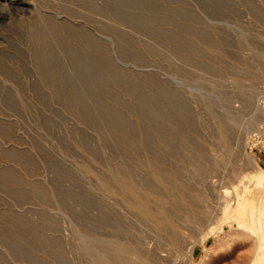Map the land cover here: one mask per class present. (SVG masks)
I'll return each instance as SVG.
<instances>
[{
    "label": "rangeland",
    "instance_id": "rangeland-1",
    "mask_svg": "<svg viewBox=\"0 0 264 264\" xmlns=\"http://www.w3.org/2000/svg\"><path fill=\"white\" fill-rule=\"evenodd\" d=\"M99 1H76L69 22L111 32L112 60L64 26L0 23V264H102L117 245L150 264H249L264 249V184L245 156L259 168L264 0H114L111 14ZM116 171L159 194L175 228L132 209ZM225 199L247 204V227Z\"/></svg>",
    "mask_w": 264,
    "mask_h": 264
},
{
    "label": "bare ground",
    "instance_id": "bare-ground-1",
    "mask_svg": "<svg viewBox=\"0 0 264 264\" xmlns=\"http://www.w3.org/2000/svg\"><path fill=\"white\" fill-rule=\"evenodd\" d=\"M76 1L78 0H61L60 3L63 6H65L64 9L61 11L54 12L53 15L52 14L53 11L50 9L48 5H46L44 0H0V23L6 22V26H13L15 25L16 17L19 18L23 17L25 22L23 23V25L28 24L34 26L36 25V23H40L44 28L47 29H50L54 26H61V27L64 26L66 27V29L78 33V35L86 43L87 50L89 53L95 54L98 53L102 48H104L105 51L108 52V55L111 57L112 60L115 49H114V38L111 32H105L106 36H103L98 32L97 28H93V27L91 28L87 26L86 22L78 21V20L69 22L70 20L73 19H70L71 16L67 12V9H72L75 5H78ZM91 1H93L94 3H100L99 0H91ZM105 1L106 4L108 5V10H110V14H111V11L113 10L114 0H105ZM2 49H3V43L0 41V50ZM262 65H263L262 70L264 72V57H263ZM6 83H7V79L0 76V87H4ZM256 100L255 102L252 101L253 106L257 111L261 112L262 105L261 106L258 105L259 101L257 102L256 105ZM2 121H4L5 123V118H3L0 114V124L3 123ZM229 122L232 125L237 124L235 120L233 119L231 120L230 118H229ZM224 129L226 130V128ZM224 129L220 127V134H223V132L225 133ZM245 156L248 162V167L251 168V171L255 172L256 174L254 175L255 177L253 182L256 185L264 184V171L260 168L258 169L255 168V158L252 155L245 153ZM147 167L149 168L150 174L155 180V182L159 186L165 187L169 179H171V177L169 178L167 174L161 173L158 170L156 161L152 158L148 159ZM111 177H112V182L119 188L120 193L132 198L131 201H128V205L132 209H134L137 213H139L142 216H145L146 218L154 222V226L156 228H160L158 224L161 221H166L168 223V227L175 228V225L168 218V215L166 214L164 209L158 206L157 207L151 206V202H157L160 199L159 194H154L151 191L142 188L141 187L142 185L139 186L138 184L139 182H136L134 178L132 179V177L129 174H125L124 172L123 173L120 171L113 172ZM206 181L212 187L213 191L217 188L215 180L207 178ZM180 190H184V188L180 187L178 191V196L181 198V202L185 206H189V202L186 200L183 192ZM217 191H218L217 195L221 199L222 191L220 190ZM115 192H116L115 190L111 191V193H115ZM246 212H247V204L244 201H240L239 199H237V201L230 203L228 199H225L224 206L222 208V213L224 215H228L229 217L233 218V220L237 221L239 224L238 228H242L243 225L247 227L246 222L243 220V217ZM252 212H253L252 217H255V210L253 209ZM213 228L214 227H211L210 231H212ZM256 228L259 230L260 226L256 224ZM250 230H252V227H250ZM170 240L174 244L177 242L176 238H171ZM113 251L116 252V253L112 252V256L114 257H111L108 254L99 253L98 260L102 264H135V263L150 264V261L147 257L142 259L140 255L134 254L133 250L126 249L121 245L115 246Z\"/></svg>",
    "mask_w": 264,
    "mask_h": 264
},
{
    "label": "crops",
    "instance_id": "crops-1",
    "mask_svg": "<svg viewBox=\"0 0 264 264\" xmlns=\"http://www.w3.org/2000/svg\"><path fill=\"white\" fill-rule=\"evenodd\" d=\"M257 159H258L259 168L264 171V146L257 151ZM262 256H264V249L259 250L254 260L249 261V264H258V263L264 264V259Z\"/></svg>",
    "mask_w": 264,
    "mask_h": 264
}]
</instances>
